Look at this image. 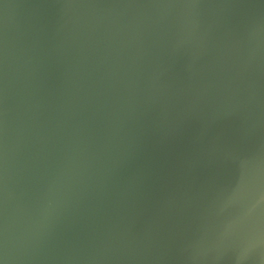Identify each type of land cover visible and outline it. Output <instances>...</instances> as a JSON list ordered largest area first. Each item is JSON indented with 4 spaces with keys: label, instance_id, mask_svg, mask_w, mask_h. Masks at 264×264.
Returning a JSON list of instances; mask_svg holds the SVG:
<instances>
[{
    "label": "water",
    "instance_id": "water-1",
    "mask_svg": "<svg viewBox=\"0 0 264 264\" xmlns=\"http://www.w3.org/2000/svg\"><path fill=\"white\" fill-rule=\"evenodd\" d=\"M0 264H264V0H0Z\"/></svg>",
    "mask_w": 264,
    "mask_h": 264
}]
</instances>
